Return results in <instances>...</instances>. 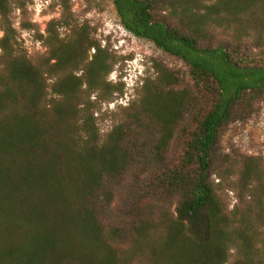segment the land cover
Wrapping results in <instances>:
<instances>
[{
    "label": "trees",
    "instance_id": "16d2710c",
    "mask_svg": "<svg viewBox=\"0 0 264 264\" xmlns=\"http://www.w3.org/2000/svg\"><path fill=\"white\" fill-rule=\"evenodd\" d=\"M60 6L35 32L45 53L32 56L13 22L26 5L0 0V264H264L262 160L226 167L250 198L242 211L212 181L219 138L264 97V0H113L124 30L182 61L189 82L154 65L105 134L98 104L126 95L107 81L117 62L69 0ZM176 138L179 156L166 163ZM137 165L151 169V199L178 201L125 241L100 204Z\"/></svg>",
    "mask_w": 264,
    "mask_h": 264
},
{
    "label": "rangeland",
    "instance_id": "374dc122",
    "mask_svg": "<svg viewBox=\"0 0 264 264\" xmlns=\"http://www.w3.org/2000/svg\"><path fill=\"white\" fill-rule=\"evenodd\" d=\"M16 3L26 5L24 16L19 10L13 13L14 27L18 32V39L30 55L43 54L45 49L37 40L35 32L39 30L44 34L46 25L53 19H58L61 13L62 0H14ZM72 13L80 25H87L94 39L100 42L102 49L117 62L113 72L107 77L108 83L122 84L126 95L113 103L102 102L98 104L100 111L99 121L102 133L110 131L117 117L111 114L118 106L125 107L132 99L133 85L137 78L153 73V66L160 65L169 71L178 72L189 82L188 67L180 60L171 57L153 44L138 39L129 34L120 25L118 16L113 6V0H69ZM35 25V30L21 29L23 21ZM0 30V39L2 37ZM223 40H216L214 44H221ZM92 50L90 55H94ZM141 76H138V75ZM191 86V85H190ZM97 95L92 97L96 102ZM99 113V112H98ZM98 115V114H97ZM217 168L213 172L212 181L214 188L227 202L229 209L242 211L249 204L250 198L240 188L239 176L236 174L228 177L226 167L232 165L237 156L258 157L264 166V97L255 103L253 112L245 121L231 123L219 138L217 146ZM180 152L178 138L170 144L165 156L166 163L177 160ZM227 158H230L228 160ZM153 177L151 169L137 165L129 170L109 190L108 199L102 198L100 216L107 225L122 229L128 240L132 225L140 218L150 213L157 214L159 210H174L178 198L159 201L152 198V190L147 188L149 180Z\"/></svg>",
    "mask_w": 264,
    "mask_h": 264
},
{
    "label": "clouds",
    "instance_id": "9594fccd",
    "mask_svg": "<svg viewBox=\"0 0 264 264\" xmlns=\"http://www.w3.org/2000/svg\"><path fill=\"white\" fill-rule=\"evenodd\" d=\"M138 76H141V75L139 74ZM138 81H139V78L136 79V83H137ZM136 83H135V85H136ZM135 85H133V87H134Z\"/></svg>",
    "mask_w": 264,
    "mask_h": 264
}]
</instances>
